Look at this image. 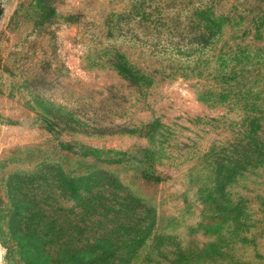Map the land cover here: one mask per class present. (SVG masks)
I'll list each match as a JSON object with an SVG mask.
<instances>
[{
    "label": "rangeland",
    "instance_id": "rangeland-1",
    "mask_svg": "<svg viewBox=\"0 0 264 264\" xmlns=\"http://www.w3.org/2000/svg\"><path fill=\"white\" fill-rule=\"evenodd\" d=\"M262 144L264 0H0V264H28L8 179L44 166L106 170L154 208L127 264H264ZM60 218L71 246L101 232Z\"/></svg>",
    "mask_w": 264,
    "mask_h": 264
},
{
    "label": "trees",
    "instance_id": "trees-1",
    "mask_svg": "<svg viewBox=\"0 0 264 264\" xmlns=\"http://www.w3.org/2000/svg\"><path fill=\"white\" fill-rule=\"evenodd\" d=\"M197 14L207 28L214 23L219 26L211 12L200 10ZM117 67L128 77L124 65ZM259 119L257 115L248 118L254 141L259 138ZM60 146L73 150L64 142ZM79 151L83 155L99 153L89 147H80ZM7 187L12 202L10 231L28 264H127L154 233V208L103 169L68 177L57 166H44L31 173L11 175ZM57 195L69 205H59ZM49 199L56 200L54 208ZM64 214H72L80 222L97 220L101 232L91 241L71 246L64 240L66 228L57 223Z\"/></svg>",
    "mask_w": 264,
    "mask_h": 264
}]
</instances>
